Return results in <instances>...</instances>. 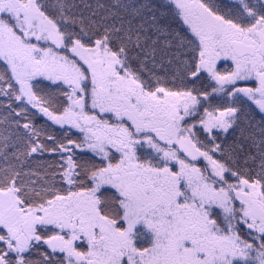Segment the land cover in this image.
I'll return each mask as SVG.
<instances>
[{
	"label": "snow or ice",
	"instance_id": "snow-or-ice-1",
	"mask_svg": "<svg viewBox=\"0 0 264 264\" xmlns=\"http://www.w3.org/2000/svg\"><path fill=\"white\" fill-rule=\"evenodd\" d=\"M0 264H264V0H0Z\"/></svg>",
	"mask_w": 264,
	"mask_h": 264
}]
</instances>
